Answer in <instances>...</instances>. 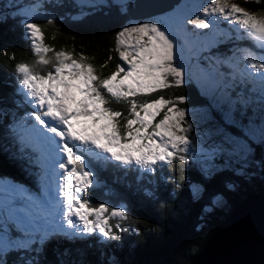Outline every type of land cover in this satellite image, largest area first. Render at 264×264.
I'll return each mask as SVG.
<instances>
[{"label":"snow or ice","instance_id":"6c2138e0","mask_svg":"<svg viewBox=\"0 0 264 264\" xmlns=\"http://www.w3.org/2000/svg\"><path fill=\"white\" fill-rule=\"evenodd\" d=\"M248 2L261 0H245ZM43 6L38 0L30 6L31 12L20 13L25 17L21 21L24 37L38 59L36 67L27 63L15 66L16 94L23 98L16 101V106L31 110L18 118L13 112V120L6 127L20 144V152L34 170L45 199L17 193L0 184V264H8L5 257L10 251L21 254L18 264H39L37 256L29 253L38 255L55 238L75 242L95 237L101 244L120 240L114 229L123 231L119 220L130 219L126 206L100 203L93 207L90 202L89 193L98 183L97 166L114 162L118 167H135L142 173L154 174L158 165H171L175 160L187 163L189 152L199 151L210 157L243 152L230 136L209 149L200 147L189 136L193 126L186 122L187 110L179 107L186 97L156 96L159 91L185 83L188 71L182 63L175 62L179 41L183 39L188 44L201 37L190 34L187 25L209 30L203 34L204 48L234 38L264 50V13L249 11L230 0H210L192 18L178 17L171 29L158 21L122 27L115 36V51L126 67L118 63L115 71L103 75L82 52L74 55L45 43L44 29L33 22L37 9ZM220 20L227 22L228 33L217 30ZM53 23L54 18L47 19L48 25ZM220 36L226 39L221 41ZM241 59L243 70L239 68ZM215 65L216 72L221 65L232 69L233 79L239 71L250 80L260 81L259 127L264 140V55L247 50L240 59L235 54L217 57ZM105 66L106 62L101 68ZM224 76L220 73L216 84L219 87L223 83L227 95L231 85L224 83ZM147 96L155 98L137 99ZM112 100L127 104L128 115L109 107ZM229 101L245 108L251 103L243 97L238 101L229 97ZM249 125L255 126L252 118ZM25 149L29 152L25 153ZM52 184L55 195L49 196ZM113 219L118 221L115 225L111 223ZM66 254L70 251L66 250Z\"/></svg>","mask_w":264,"mask_h":264},{"label":"trees","instance_id":"16d2710c","mask_svg":"<svg viewBox=\"0 0 264 264\" xmlns=\"http://www.w3.org/2000/svg\"><path fill=\"white\" fill-rule=\"evenodd\" d=\"M235 1L252 11L264 13V0L260 3ZM42 2L44 6L39 9L45 16L33 22L44 29L45 43L56 50L72 51L74 55L82 52L103 75L115 71L118 63L124 66L115 51V36L133 19L121 0ZM34 3V0H0V176L12 178L39 192L34 170L27 165L20 144L6 127L13 120V112L17 115L30 110L24 105L16 106V101L23 98L16 94L15 66L18 63L37 66L38 58L33 55L23 34L21 21L25 17L20 14L22 6L30 8ZM48 18H54L53 25L47 24ZM105 62L106 66L101 68ZM233 87L236 89L233 93L253 94L246 86ZM156 96L186 97V102L179 105L185 109L213 106L211 112L220 124H224L217 114L223 105L214 108L211 97L202 94L192 82L159 91ZM253 97L257 98L256 95ZM154 98L137 97L138 100ZM236 106L245 115L253 114L254 110L259 114L252 101L246 108L239 103ZM109 107L128 115V106L124 102L112 100ZM28 152L25 149V153ZM263 170L249 176L226 168L205 174L200 168L181 164L178 160L171 165H158L154 174L142 173L135 167H118L114 162L97 166L98 183L89 193L90 202L93 207L100 203L112 207L120 203L126 205L130 219L120 221L124 229L118 234L120 240L101 244L95 237L75 242L55 238L38 255H29H36L39 264H187L246 193L264 188ZM192 185L200 188L197 196ZM219 197L224 202L222 208L215 205L214 200ZM66 250L70 254H66ZM20 255L10 251L5 259L8 264H18Z\"/></svg>","mask_w":264,"mask_h":264},{"label":"rangeland","instance_id":"374dc122","mask_svg":"<svg viewBox=\"0 0 264 264\" xmlns=\"http://www.w3.org/2000/svg\"><path fill=\"white\" fill-rule=\"evenodd\" d=\"M38 2V0H34ZM125 7L133 5V0H121ZM148 0H144L147 2ZM171 3L168 5V9L163 10L162 13L148 16L147 18L141 19V21H131L127 26L134 23L152 22L158 21L161 26L173 28L174 22L180 16H187L192 18L194 14H197V9L202 8L210 0H170ZM231 3L245 7L235 0H230ZM248 9L247 7H245ZM21 12H31L29 6H22ZM249 11H252L248 9ZM257 12L258 11H252ZM202 15V13H200ZM45 16L43 10L37 9L36 14L33 16L34 19H39ZM190 34H201L200 41L186 44L183 39L179 41V47L176 50V63L183 64L188 75L185 77V82H192L195 84L202 94L211 97L214 108L218 109L219 105H223L221 112L218 113L219 118L224 122H221L213 115L211 108L199 107L193 109H186V122L192 124V131L189 136L196 142L197 145L204 149H209L213 145L218 144L224 136L232 137L237 145L242 146L243 152L241 154H217L214 157L202 155L199 151L192 153L189 152V159L187 165L196 166L201 169V172L210 174L218 169H230L235 172H241L245 175H253L264 169V140L261 139L260 131V119L259 114L245 115L243 110H237L236 104L233 105L229 101V97L232 101H238L240 97L249 99L253 102V106L260 110V89L261 83L258 79L250 80L246 75H242L241 72H236L235 79L232 78V69L226 66H218L219 71L213 70L215 65V58L219 57L224 59L226 57H232L235 54L236 59L243 57L247 50H251L257 56L264 55V50L254 48L247 40H235L234 38L226 43H218L213 47L204 48V33H208V29H195L192 25L186 26ZM218 31L228 33L229 26L227 22L220 20L218 23ZM233 37L235 33H232ZM191 39V37H190ZM221 41L226 39V36H220ZM126 67V65H124ZM245 67L243 60L241 59L239 68L243 70ZM220 73H224V83L231 85L226 91L223 87V83L218 87L216 81L221 79ZM242 83V84H241ZM233 86L247 87L250 89V93L244 94L242 92L233 93L236 90ZM255 89V91H253ZM237 95L235 98L232 95ZM254 95L257 98L254 99ZM31 110V109H30ZM29 110V111H30ZM215 111V110H214ZM19 113L16 117L24 115ZM217 116V115H216ZM249 118H252L255 126L249 125ZM233 129V130H231ZM264 171V170H263ZM0 184H3L5 188L14 189L17 193L24 192L30 193L33 197L41 200L45 199L40 194V191H32L25 184L19 183L9 177L0 176ZM53 187V189H52ZM192 190L195 196L199 194L200 188L197 185H192ZM55 195V185L50 186L49 196ZM215 205L218 208L224 207L223 200L219 197L215 200ZM125 204H118L115 207ZM121 220H119V223ZM118 221L113 219L111 223L115 225ZM116 235L120 234L121 231H116Z\"/></svg>","mask_w":264,"mask_h":264},{"label":"water","instance_id":"95a60500","mask_svg":"<svg viewBox=\"0 0 264 264\" xmlns=\"http://www.w3.org/2000/svg\"><path fill=\"white\" fill-rule=\"evenodd\" d=\"M140 1L126 7L133 20L162 13L171 3L150 0L144 9ZM187 264H264V188L246 193Z\"/></svg>","mask_w":264,"mask_h":264},{"label":"bare ground","instance_id":"6f19581e","mask_svg":"<svg viewBox=\"0 0 264 264\" xmlns=\"http://www.w3.org/2000/svg\"><path fill=\"white\" fill-rule=\"evenodd\" d=\"M162 1H163V0H162ZM167 1H168V0H165L166 3H167ZM149 2H150V0H148V1L145 2V3L140 1V4H139L138 8H140V6H142V5H145V7H143L144 9L147 8ZM138 8H137V10H139ZM140 10H141V9H140ZM143 11H144V10H143ZM137 12H138V11H137Z\"/></svg>","mask_w":264,"mask_h":264}]
</instances>
